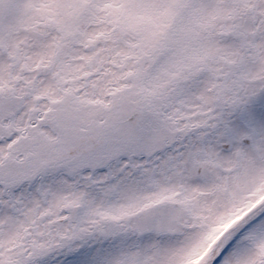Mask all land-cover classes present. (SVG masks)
Returning a JSON list of instances; mask_svg holds the SVG:
<instances>
[{
    "label": "snow or ice",
    "instance_id": "snow-or-ice-1",
    "mask_svg": "<svg viewBox=\"0 0 264 264\" xmlns=\"http://www.w3.org/2000/svg\"><path fill=\"white\" fill-rule=\"evenodd\" d=\"M0 264H264V0H0Z\"/></svg>",
    "mask_w": 264,
    "mask_h": 264
}]
</instances>
